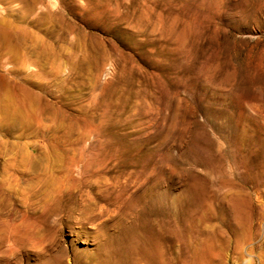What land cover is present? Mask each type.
I'll list each match as a JSON object with an SVG mask.
<instances>
[{"label":"rangeland","instance_id":"obj_1","mask_svg":"<svg viewBox=\"0 0 264 264\" xmlns=\"http://www.w3.org/2000/svg\"><path fill=\"white\" fill-rule=\"evenodd\" d=\"M246 1L0 0V19L43 51L23 66L0 52L4 80L26 87L42 117L13 135L0 119L1 140L28 142L27 153L33 134L39 148L60 143L52 169L81 158L74 202L99 189L111 201H96V224L46 212L19 179V149L1 144L0 264H43L60 250L63 264L105 252L117 264V243L101 245L120 219L162 264H264V0ZM123 251L126 264L140 259Z\"/></svg>","mask_w":264,"mask_h":264},{"label":"bare ground","instance_id":"obj_2","mask_svg":"<svg viewBox=\"0 0 264 264\" xmlns=\"http://www.w3.org/2000/svg\"><path fill=\"white\" fill-rule=\"evenodd\" d=\"M246 2H249V1L247 0ZM243 3H245V2H243ZM237 7H240V6H237ZM17 34L20 35L19 36L20 40L14 39ZM28 39H29V34L24 29L16 28L13 30V28H11L10 25L6 24L3 19H0V52L8 53L11 60H13L16 63L21 62V66H23V63L25 62V60L28 59L30 53L32 55L37 56L38 58H41V56L43 54V51L39 47V44H36L35 48H32V50H29L27 48ZM16 66H18V64ZM0 67H1V61H0ZM30 96H31V92L26 87H24L22 84L8 83L7 81L4 80L3 75L0 73V119L4 124L3 125L4 128H2L1 130H3V132H5L7 135L15 134L16 133L15 131L17 129L19 130L20 127L27 125L26 123H28V122H31V121L36 122V121L40 120L41 114L38 113L37 111H31L30 110L29 102H28V100L30 99ZM42 114H43V112H42ZM21 129H23V128H21ZM21 136H22V134H21ZM21 136H18V138H22ZM38 136L39 135H36V134L30 135V137H32V138L34 137V140L31 142L32 144L29 146L30 152L28 151V153H27V151H25V148H27L26 144L28 142H23V143L10 142V143H8L7 140L3 141L0 138V145L2 144L3 146L6 147V145L10 144L12 148L17 147L21 153L20 158H18L17 163L19 164V167H20L21 172H22L19 179H22L25 182L26 187L24 189L25 190L28 189V191H26V195L31 196L30 193H32V191H30V190L35 191L36 195H41L43 207L45 208V211L50 212V214L58 212V211L63 210V209H66L68 213L77 214L74 217V219L79 224H81V225L85 224V223L96 224V222L105 215H97V213H95V208H94L95 206L94 205L96 204V201H97V203L100 201L101 202L104 201L105 205L107 202L110 204V202H111L110 199L104 197L107 194V192L104 193L105 195H102V192H100L99 191L100 189H99V190H96L95 193L92 192L94 197H91L90 191H88V193H87L88 195H86L84 197V200L80 199L81 202H79V203L74 202V200H73V198H74L73 197L74 196L73 189L78 188L77 184L79 181H76L78 179H74L70 174H71L72 167L73 166L77 167L76 164L79 163V161H81L80 156L75 157V155H73L72 157L68 158L69 166H67L65 168L64 172L62 174H60V169L58 167H57L58 169H52L50 167L51 160L54 159L55 157L57 159H60V161H62V159H64L63 154L58 153V152L54 153V151H56L55 149L57 148V145H59L60 143L57 144L56 141L54 143H53V141L52 142L50 141V143H48L47 146L51 145V146H53V148L52 149L50 148V150L49 149L48 150L42 149V148L37 147V145H36L35 139H37ZM23 137L26 138L27 135H25ZM2 155L3 154L0 153V156H2ZM3 165H4V170H3L4 176H2V179H4V180H2V181L6 182V184L11 187L12 186L11 185L12 179L16 178V176H14V174L10 170V168H11L10 166L12 164L10 162H7V163H4ZM50 168H51V170H50ZM83 176L85 177V172H84V175H82V177ZM105 177H104V179H105ZM120 179H121V174L114 176V180H113L115 185L117 187L120 186V188H121L119 190L118 195H117L118 197H121V195L123 194L122 192H124L123 187H125V184L120 182ZM106 182H105V184L108 183V182L107 183ZM109 182L110 183H109L108 187L110 185L112 186L111 181H109ZM0 184H3V183H0ZM0 188H1V186H0ZM83 195H85V194H83ZM111 195H113L112 192H111ZM65 196H66V198H65ZM64 199L66 201H69L70 203L68 205H67V203L63 204L62 202L64 201ZM71 201H72V203H71ZM71 204H72V207H70ZM101 207H102L101 209H103V207L105 208L106 206L102 205ZM70 216L72 217V215H70ZM187 218L188 217H186V219ZM121 220H123V219L117 220L112 225L113 228L117 229V232H116V234L108 235L106 237L105 240H107V241L105 244L101 245L102 246L101 252L105 251L106 247L109 246L111 244V242L113 241L114 243H117V245L120 247V248L118 247L119 251H117L118 252L117 258H119V262L117 264H126V259H128V258L126 257L127 255L123 253L124 252L123 250L125 249L126 253L132 254L134 251V248H135V250H137L140 259H138L136 261H132L131 264H140L138 262H141V261H150L152 264H162L163 262L158 260L159 254L157 253L156 245L153 243H150L147 245L145 243H144V245L143 244L141 245V243L138 244L137 234L133 231H128V232L124 231L123 227L121 226ZM200 222H201V220H200ZM98 224L101 225L102 222L100 221V222H98ZM182 224H183V222H182ZM186 224L184 222V225H186ZM184 228H186V226ZM175 229H177V228H175ZM176 233H177V230H176ZM179 233H180V231H179ZM174 235H176V234L174 233ZM169 236H171V234ZM176 238H177V236H176ZM178 238H180V237H178ZM178 238L176 241H179ZM127 244H128V246H127ZM102 249H104V250H102ZM105 253L100 254L101 259L97 264H110L108 260L102 259V258H107V256H105ZM62 254H63V251L60 250L57 254L49 255L46 262H44L43 264H63L62 258H61Z\"/></svg>","mask_w":264,"mask_h":264}]
</instances>
